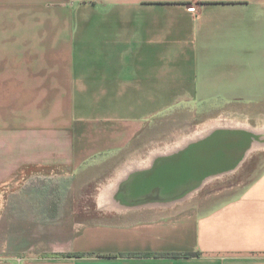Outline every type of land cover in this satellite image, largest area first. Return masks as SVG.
Wrapping results in <instances>:
<instances>
[{"label":"crops","instance_id":"obj_1","mask_svg":"<svg viewBox=\"0 0 264 264\" xmlns=\"http://www.w3.org/2000/svg\"><path fill=\"white\" fill-rule=\"evenodd\" d=\"M189 101L264 127V0H0V193L27 170L105 172ZM262 158L242 185L96 216L51 207L84 185H9L0 264H264Z\"/></svg>","mask_w":264,"mask_h":264},{"label":"rangeland","instance_id":"obj_2","mask_svg":"<svg viewBox=\"0 0 264 264\" xmlns=\"http://www.w3.org/2000/svg\"><path fill=\"white\" fill-rule=\"evenodd\" d=\"M160 108H162V106L160 107L159 105L157 110ZM215 109L216 107L213 104L201 106L195 105L192 101H189L186 104L173 107L170 110H162L156 114L155 121L141 132L139 139L135 143L116 157L110 159V162H108L106 166L100 168L102 170L106 169L105 172L100 173L101 170L90 171L82 176L80 173L71 175L63 170H27L17 174L16 177L11 179V181L4 184L6 189L2 191L3 193H0V201L3 202V199H7V186L9 185L44 186L47 188L50 187L51 189L59 188L63 185L75 187L84 185L86 189V193L84 194H56L53 193V191H56L57 189L50 190L51 194L48 196L52 197L51 207L55 199L59 197L61 202L68 201L70 203L75 201L76 203L80 202L84 204L83 206L80 205L76 207V211L73 209H71L72 211L66 209L63 210V215L74 212L90 213L93 216L102 214L104 211L97 207L96 202L100 190L105 186H108L116 178L117 173L125 166L134 161L146 159L152 150L172 145L181 139V137L191 135L196 128H201L211 122L220 121L222 123L247 125L250 129L262 128L259 127L260 124H257V118L250 120L249 116L242 111L225 109L220 112H213ZM262 155H264V148L251 153L250 156H248L244 162L236 168V170L231 173H225L221 177L215 178L213 181L206 183L194 193L192 197H195L204 187H206V191L211 192L225 187L227 188L244 184V182L248 181L252 176L253 170H255L257 166L258 168L261 166V160L263 159ZM107 169L111 172H107ZM83 180H85V182H83ZM2 212L4 211H2L1 208L0 214ZM49 212L53 215L56 211L50 210ZM4 228L6 229L7 227L0 225V240L4 239Z\"/></svg>","mask_w":264,"mask_h":264},{"label":"water","instance_id":"obj_3","mask_svg":"<svg viewBox=\"0 0 264 264\" xmlns=\"http://www.w3.org/2000/svg\"><path fill=\"white\" fill-rule=\"evenodd\" d=\"M253 139L258 138L252 133H214L198 145L161 156L150 168L131 175L120 186L118 197L127 206L136 207L147 202H175L209 175L236 168Z\"/></svg>","mask_w":264,"mask_h":264},{"label":"bare ground","instance_id":"obj_4","mask_svg":"<svg viewBox=\"0 0 264 264\" xmlns=\"http://www.w3.org/2000/svg\"><path fill=\"white\" fill-rule=\"evenodd\" d=\"M190 128H192V127H190ZM220 131H234V132L236 131V132H243V133H252L253 135H255L258 138V139H253L251 146L247 149V151L244 154V157L242 158L240 163L236 166V168L240 164H242L244 162V160L248 156H250L251 153L256 152L259 149L264 148V127L259 128V129L258 128L250 129V127H248L247 125L222 123L220 121L207 123L206 125L202 126L201 128H196L191 135L181 137V139H179L177 142H175L172 145H168V146H165L163 148H157V149L152 150L148 154L146 159L140 160V161H134L131 164L125 166L121 171H119L117 173L116 178L108 186H105L103 189L100 190V192L96 198V202H97L98 207L102 210L114 212V211H122L125 209H134V208H141V207L169 206V205H173L175 203H179V202L190 199L193 196V194L196 193L200 188H202L206 183L213 181V179H215V178L221 177L225 173L221 172V173H215V174L209 175L207 178H205L201 182V184L197 188L188 191L179 200H177L175 202H170V201L157 202V201H155V202H147L145 204H140L138 207L127 206L126 204H124L120 201L118 195L120 192V186L122 185L123 182H125L131 175H133L135 173H139V172H141L147 168H150L151 165L153 164V162L157 158H159L161 156L177 153L180 150H184L186 148L188 149L190 147H194V146L198 145L200 142H202V141L206 140L207 138H209L210 136L214 135V133H217ZM236 168L232 169L230 171V173L233 172L234 170H236Z\"/></svg>","mask_w":264,"mask_h":264},{"label":"trees","instance_id":"obj_5","mask_svg":"<svg viewBox=\"0 0 264 264\" xmlns=\"http://www.w3.org/2000/svg\"><path fill=\"white\" fill-rule=\"evenodd\" d=\"M69 257H82V255L79 254H73V255H68ZM167 257H171V258H179V257H192V256H196L195 254H168L166 255ZM57 257V256H56Z\"/></svg>","mask_w":264,"mask_h":264}]
</instances>
